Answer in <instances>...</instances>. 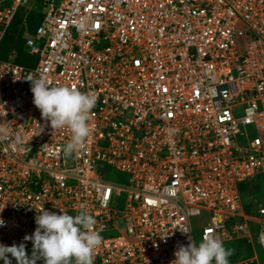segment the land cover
Here are the masks:
<instances>
[{"label": "built area", "instance_id": "2783aa9c", "mask_svg": "<svg viewBox=\"0 0 264 264\" xmlns=\"http://www.w3.org/2000/svg\"><path fill=\"white\" fill-rule=\"evenodd\" d=\"M19 11L36 64L0 60V244L31 253L43 208L95 217L92 264H171L196 230L264 248V0H0V44ZM29 77L95 96L78 152Z\"/></svg>", "mask_w": 264, "mask_h": 264}, {"label": "clouds", "instance_id": "9594fccd", "mask_svg": "<svg viewBox=\"0 0 264 264\" xmlns=\"http://www.w3.org/2000/svg\"><path fill=\"white\" fill-rule=\"evenodd\" d=\"M33 96L32 103L48 121L52 129L67 128L70 140L62 146L65 157L78 152L89 135V118L96 103L95 96L71 86H49L44 78L28 79ZM35 229L23 241H31V253L26 254L25 243L6 246L0 244V260L11 264H92V253L102 243V236L94 229L96 219L87 210L75 215L61 211L59 214L43 208L35 215ZM4 225L0 219V226ZM164 237H161L163 239ZM180 245L174 251L171 264H229L232 250L214 235H207L199 243Z\"/></svg>", "mask_w": 264, "mask_h": 264}, {"label": "trees", "instance_id": "16d2710c", "mask_svg": "<svg viewBox=\"0 0 264 264\" xmlns=\"http://www.w3.org/2000/svg\"><path fill=\"white\" fill-rule=\"evenodd\" d=\"M41 16L37 12H31L26 17L27 28L30 33H32L35 28L38 26L41 20ZM24 14L22 11H19L9 27L6 35L4 36L0 44V60H7L9 54L14 51L15 57L14 62L24 67H33L36 64V58L32 55H29L25 46L23 39V27L21 23L23 20ZM255 190H258V187H255ZM246 210L249 209L246 207ZM245 253V252H244ZM246 255V253H245ZM242 256V251L237 250L233 255H230V258Z\"/></svg>", "mask_w": 264, "mask_h": 264}, {"label": "rangeland", "instance_id": "374dc122", "mask_svg": "<svg viewBox=\"0 0 264 264\" xmlns=\"http://www.w3.org/2000/svg\"><path fill=\"white\" fill-rule=\"evenodd\" d=\"M106 180H109L111 182H116V183H119V184H124L126 182V175L123 174V173L111 171L109 173L108 177H106ZM247 201H250V199H247ZM193 239H194V242H196V243H199L201 241V239H200V231L199 230L194 231ZM256 239H257V237L254 236L255 251H256V253L258 255L259 261L262 262V261H264V248H262L258 244ZM234 246H235V244H233V243L225 244L226 248L234 247ZM10 261H11V264H16V261H15L14 258H10ZM37 264H43V261L42 260H37Z\"/></svg>", "mask_w": 264, "mask_h": 264}, {"label": "crops", "instance_id": "0c3cea01", "mask_svg": "<svg viewBox=\"0 0 264 264\" xmlns=\"http://www.w3.org/2000/svg\"><path fill=\"white\" fill-rule=\"evenodd\" d=\"M234 244H235V246L233 248H235V249L237 248V249L241 250L243 255H245V253H246V255H251V253L253 251V252H255V255L258 258V255H257V253L255 251L254 240H253V243L251 245H247L244 242H238V243H234ZM262 262H264V261H262Z\"/></svg>", "mask_w": 264, "mask_h": 264}]
</instances>
